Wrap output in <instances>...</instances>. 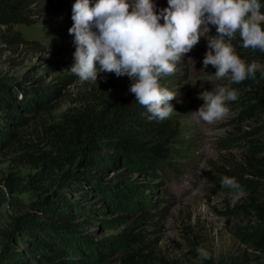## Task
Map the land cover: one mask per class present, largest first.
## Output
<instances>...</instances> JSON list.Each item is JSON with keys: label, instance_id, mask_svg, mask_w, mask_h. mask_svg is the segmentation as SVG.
<instances>
[{"label": "rangeland", "instance_id": "374dc122", "mask_svg": "<svg viewBox=\"0 0 264 264\" xmlns=\"http://www.w3.org/2000/svg\"><path fill=\"white\" fill-rule=\"evenodd\" d=\"M153 2L157 11L168 6L167 0ZM74 3L39 0L27 13L29 24L11 26V32L19 36L17 42L0 45V85L9 91L13 105L0 108V135L5 138L0 142V249L5 231L19 218L20 211L44 197L47 189L51 192L60 188L70 201H81L80 191L54 184L58 169L47 178L36 175L42 153L53 156L55 147H64V140L67 148L75 149L68 136L77 109L90 101L95 112L125 80L124 76L101 72L97 82H81L70 73L76 47L74 36L68 32ZM208 27L209 33L201 36L193 50L176 64L175 73L160 78L163 87L176 93V99L170 102L176 112L167 118L173 129L168 177L142 176L122 164L110 167L107 178L126 180L139 194H130L131 202L121 210L95 212L94 218L82 226L91 238L88 247L80 245L81 254L68 253L69 261L123 264L120 255L133 251L136 264H201L197 248L203 247L210 257L225 264L232 260L237 264H264V224L243 207L245 187L252 186L264 199V181L256 175L258 171L264 173V113L248 116L244 111L260 94L233 83L238 99L228 102L230 111L223 119L208 124L192 113L204 104L198 98L202 91L228 83L227 79H216L212 65L203 67L208 39L217 35L215 26ZM6 29L0 26V37ZM244 61H256L264 67V58ZM39 85L56 91L43 96V110L25 108L23 100L34 98ZM0 98L9 101L2 93ZM249 149L256 152L250 162ZM223 176L235 177L242 186L244 195L235 203V190L221 185ZM7 178L22 190L11 193ZM87 194L88 200L81 204L92 205L96 197L92 192ZM140 196H145L147 203H140ZM83 215L79 214L78 220L84 219ZM124 232L137 234V238L124 236L112 250L99 245H109L112 238ZM258 235L261 246L254 245ZM13 245L22 250L21 245ZM96 250L101 251L100 257L94 254ZM90 252L88 258L82 256Z\"/></svg>", "mask_w": 264, "mask_h": 264}, {"label": "trees", "instance_id": "16d2710c", "mask_svg": "<svg viewBox=\"0 0 264 264\" xmlns=\"http://www.w3.org/2000/svg\"><path fill=\"white\" fill-rule=\"evenodd\" d=\"M38 1L0 0V26L7 27L6 32L0 37V45H7L11 41L18 40L19 36L11 32V26L29 24L31 21L27 13ZM259 2L262 5L261 11L264 12V0ZM231 43L243 60L249 57L264 58V52L259 49H245L239 33ZM124 77L125 80L119 84L115 92L108 96L101 108H95L94 112L92 102L86 101L72 116V130L69 131L68 137L73 139L75 149L67 148V141L64 140V147H55L56 152L53 156L42 153L44 157L41 158L40 170L36 175L47 178L50 172L55 168L58 169V174L52 179L54 184H66L75 192L80 191L81 201H70L67 194L61 192L60 188L51 192L47 189L48 193L22 209L19 218L5 231L0 249V264H80L84 262L66 259L68 253L72 251L81 254L79 246L88 247L87 242L91 241L82 226L94 218L95 212L121 210L131 202L128 196L138 193L132 184L118 178L120 175L116 177L117 180L107 178L108 169L122 164L142 176L155 179L168 177L171 171L170 159L173 158L171 148L173 129L170 128L167 119L163 121L148 119L150 114L147 113V109L139 105L134 94L129 91L133 83L132 79ZM64 79L63 82H66ZM238 84L242 87H250L260 94L257 101L245 108L246 115L255 116L258 111L264 113V78L261 72L257 71L255 79L248 78ZM55 91V88L51 90L49 86L39 85L34 98L23 100L24 107L43 110L46 100L43 96L48 97L49 92ZM0 93L6 99H11L9 91L1 85ZM113 101L116 103L112 104ZM7 106L13 107L11 101L0 98V108L5 109ZM63 116L66 117V115ZM1 138L5 139L3 134L0 135V142ZM255 153L251 149L248 150L249 162ZM63 154L65 157L62 159ZM256 175L260 177L259 181L261 179L264 181L263 171H258ZM6 181L11 193L22 190L12 180L7 178ZM88 192L94 193L96 201L86 206L81 202L88 200ZM245 193L244 209L264 224V199L259 197V193L252 186L245 187ZM140 197V203H147L145 196ZM79 214H84V219L78 220ZM124 236L129 239L137 238V234L130 235L124 232L112 238L109 245L103 242L99 245L101 248L112 250L121 244ZM260 240L259 235L256 236L254 245L261 246ZM13 242L21 245L22 250L14 246ZM94 254L98 257L102 255L100 250H96ZM134 254L133 251L122 254L120 260L123 264H136ZM90 255H92L91 252L87 256L82 254L84 258ZM201 264L225 263L210 257L201 261ZM231 264H237V262L232 260Z\"/></svg>", "mask_w": 264, "mask_h": 264}, {"label": "clouds", "instance_id": "9594fccd", "mask_svg": "<svg viewBox=\"0 0 264 264\" xmlns=\"http://www.w3.org/2000/svg\"><path fill=\"white\" fill-rule=\"evenodd\" d=\"M167 5L157 11L153 0H75L68 29L76 46L70 73L81 82H97L101 72L131 78L129 91L147 109L148 119L163 121L175 111L170 102L176 93L163 87L160 78L175 73L176 64L211 24L217 35L208 39L203 67L212 65L216 79L228 83L202 91L198 98L204 104L192 113L208 124L221 120L230 111L228 102L238 99L233 83L255 79L257 71L264 78V67L246 63L231 43L239 33L245 49L264 52L262 5L259 0H167ZM221 185L235 190L233 203L244 195L235 177L223 176ZM197 253L201 260L210 258L203 247Z\"/></svg>", "mask_w": 264, "mask_h": 264}]
</instances>
